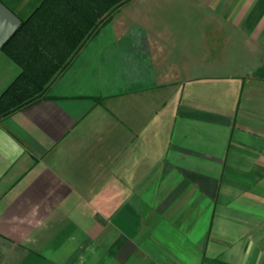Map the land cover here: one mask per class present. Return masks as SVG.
<instances>
[{
	"label": "crops",
	"instance_id": "obj_1",
	"mask_svg": "<svg viewBox=\"0 0 264 264\" xmlns=\"http://www.w3.org/2000/svg\"><path fill=\"white\" fill-rule=\"evenodd\" d=\"M104 15L0 115V264H264V0Z\"/></svg>",
	"mask_w": 264,
	"mask_h": 264
},
{
	"label": "trees",
	"instance_id": "obj_2",
	"mask_svg": "<svg viewBox=\"0 0 264 264\" xmlns=\"http://www.w3.org/2000/svg\"><path fill=\"white\" fill-rule=\"evenodd\" d=\"M123 0H42L41 4L3 44L22 67L21 73L0 96V115L36 98L100 21ZM40 83V88L31 86Z\"/></svg>",
	"mask_w": 264,
	"mask_h": 264
},
{
	"label": "water",
	"instance_id": "obj_3",
	"mask_svg": "<svg viewBox=\"0 0 264 264\" xmlns=\"http://www.w3.org/2000/svg\"><path fill=\"white\" fill-rule=\"evenodd\" d=\"M20 23V18L0 1V49L16 31Z\"/></svg>",
	"mask_w": 264,
	"mask_h": 264
}]
</instances>
